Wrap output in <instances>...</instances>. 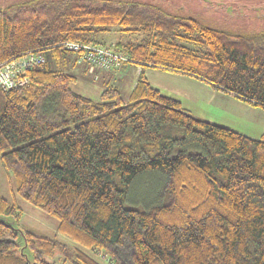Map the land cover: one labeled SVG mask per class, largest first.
<instances>
[{
	"label": "trees",
	"instance_id": "16d2710c",
	"mask_svg": "<svg viewBox=\"0 0 264 264\" xmlns=\"http://www.w3.org/2000/svg\"><path fill=\"white\" fill-rule=\"evenodd\" d=\"M67 42L141 65L130 95L114 86L99 100L75 92L78 78L48 58L73 54ZM29 53L46 62L27 85L0 89V161L16 193L58 220L59 234L119 264H264V135L194 116L145 74L191 75L264 110V27L210 26L158 0H20L0 8V64ZM151 172L166 178L160 202L125 208L131 184ZM22 217L0 195V264H101L19 228Z\"/></svg>",
	"mask_w": 264,
	"mask_h": 264
},
{
	"label": "rangeland",
	"instance_id": "374dc122",
	"mask_svg": "<svg viewBox=\"0 0 264 264\" xmlns=\"http://www.w3.org/2000/svg\"><path fill=\"white\" fill-rule=\"evenodd\" d=\"M16 1L20 0H0V8H5L8 4ZM158 1L167 4L172 12L177 10L178 7L182 6L191 7L193 9L196 8L195 10H199L205 6L204 8L206 11L210 12L203 13L200 11L198 13L207 21L213 20L223 24H256L261 28L264 27V0H257V2L253 4L254 6H252L250 9L243 11L240 9H235L233 12H229L228 8H233L236 6L235 3H230L231 0H225L227 3L226 5L218 4L216 0H214L212 3L205 0ZM233 1L237 2L236 0ZM216 9L219 11H216ZM105 38L107 39V42L110 43L111 41L118 39V36L107 35ZM73 56L75 55L69 54L66 57H61L59 59L71 58ZM48 58L52 64L56 63L58 60L53 58L52 54H48ZM62 68L64 71L78 77V81L72 85V89L75 92L83 94L94 100H99L101 94L100 90L95 89V91H89L91 90V87H89L88 84L91 80L90 76L80 74L79 68L76 70L65 67ZM163 76H156L157 78L153 77V83L161 87L164 94L179 99L183 103V107L189 110L194 116L200 117L223 127L231 128L253 138H260L263 134L264 110L253 107L239 99L232 98L225 93L216 94L215 91H210L211 89L201 85L202 83L199 81H195L184 75H178L181 77H173L175 75ZM174 78L178 79L174 80ZM122 95L126 98L128 96V92L124 90ZM10 175L12 176V181L14 183L12 173H10ZM165 181L166 178L161 173L151 172L141 175L131 184L127 193V197L124 201V207L128 209L137 208L140 210H145L152 205H156L158 202H160L159 195ZM5 189V191L9 193L8 186H6ZM6 195L9 197L10 201L16 203L23 211V217L18 223L19 228L32 230L38 235L51 239L58 238L72 249L77 247L81 248L96 258L101 264H112L111 261H113L115 264L122 262L121 259L114 256L110 252H104V254L101 253L98 255L82 248L71 239L58 233V220L56 218L32 206L23 200L17 193H15V200L12 199L10 193ZM119 257L125 260L127 263H130V252L128 249L121 250V256ZM58 262L60 264V261Z\"/></svg>",
	"mask_w": 264,
	"mask_h": 264
},
{
	"label": "crops",
	"instance_id": "0c3cea01",
	"mask_svg": "<svg viewBox=\"0 0 264 264\" xmlns=\"http://www.w3.org/2000/svg\"><path fill=\"white\" fill-rule=\"evenodd\" d=\"M53 65L54 66H61V67H65V68H71L73 70H76L79 68L80 74L88 75L91 77L90 78L91 80L88 83L89 87H91L90 88L91 90H89V91H95V89H96V90H100L102 92L108 86H114V87L118 88L121 91V93L124 90L126 92H128V96L130 95L132 90L135 88L137 81L140 77L141 71H142V66L139 64H136V63H121V64L117 65L116 67H114L112 70H93L92 71L90 69L89 65L79 64V62L77 61L76 55L71 57V58L58 59L57 62L54 63ZM158 73H160V74H158ZM145 74H146L147 78L149 79L150 83L154 87L159 89L160 91H162V89H161V87H159L158 85H155L153 83V77H156V76L162 77L163 75L164 76L165 75H175L173 77H181L178 75H184L186 77H189L190 79H193L195 81H199L200 83H202L201 85H204V87H206V88L208 87L209 89H211L210 91H215L216 94L217 93H219V94L225 93L232 98L239 99V98H237L231 94H228V93L223 92L221 90L214 89L209 84H207L206 82L201 81V80H199L196 77L191 76V75L174 73V72L166 71V70H163L160 68H153V67H146L145 68ZM154 75H156V76H154ZM176 79H178V78H174V80H176ZM170 97H172V96H170ZM173 98H175V97H173ZM177 100H179V99H177ZM182 105H183V103H182ZM263 135H264V132L261 135V137ZM6 186H8L9 193L11 194L12 199L15 200V193H16L15 182L13 183L12 176L10 175V172L6 171L3 168L1 161H0V195L4 198L10 200L9 197L6 195V194H9V193H7V191H5Z\"/></svg>",
	"mask_w": 264,
	"mask_h": 264
},
{
	"label": "built area",
	"instance_id": "2783aa9c",
	"mask_svg": "<svg viewBox=\"0 0 264 264\" xmlns=\"http://www.w3.org/2000/svg\"><path fill=\"white\" fill-rule=\"evenodd\" d=\"M64 49L77 56L79 63L93 70H112L121 63H131L130 57L110 48L67 42ZM46 62L40 53H29L20 58L0 64V89L8 91L28 84L27 73Z\"/></svg>",
	"mask_w": 264,
	"mask_h": 264
},
{
	"label": "flooded vegetation",
	"instance_id": "af4514ba",
	"mask_svg": "<svg viewBox=\"0 0 264 264\" xmlns=\"http://www.w3.org/2000/svg\"><path fill=\"white\" fill-rule=\"evenodd\" d=\"M208 1L210 3H212L214 0H205ZM237 2H234L233 0H231V4H236L235 7L233 8H229V12H233L235 9H240V10H246V9H250L252 6H254L253 4L255 2H257V0H236ZM241 1V2H240ZM216 2L220 5H226V1L225 0H216ZM205 7V6H204ZM203 7V8H204ZM200 8L199 10H195L196 8H191V7H178L177 10H175L173 13L184 16L185 18L188 19H201V20H205V18L203 16H200L198 12L202 11L203 13L206 12H210V11H206V9L204 8ZM224 8V7H222ZM209 10V9H208ZM205 11V12H204ZM216 11H219L216 9ZM210 26H216V27H221V28H225V29H230V30H241V31H252V30H260L261 27H259V25H252V24H236V23H210L208 21Z\"/></svg>",
	"mask_w": 264,
	"mask_h": 264
},
{
	"label": "water",
	"instance_id": "95a60500",
	"mask_svg": "<svg viewBox=\"0 0 264 264\" xmlns=\"http://www.w3.org/2000/svg\"><path fill=\"white\" fill-rule=\"evenodd\" d=\"M0 223H5V221L4 220H0ZM9 226L13 227V225H9ZM21 234L23 235V233H21Z\"/></svg>",
	"mask_w": 264,
	"mask_h": 264
}]
</instances>
